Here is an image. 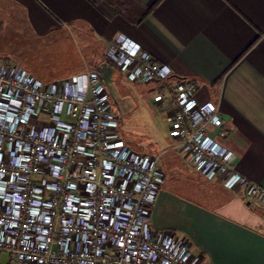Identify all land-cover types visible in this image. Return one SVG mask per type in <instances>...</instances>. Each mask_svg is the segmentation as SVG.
<instances>
[{"label": "built area", "instance_id": "obj_1", "mask_svg": "<svg viewBox=\"0 0 264 264\" xmlns=\"http://www.w3.org/2000/svg\"><path fill=\"white\" fill-rule=\"evenodd\" d=\"M105 60L129 82L158 83L153 102L165 107L172 149L264 206V186L238 171L234 152L210 132L228 133L220 101L199 102L194 81L173 80L168 64L124 34ZM103 66L44 81L0 62V255L5 264H209L189 237L153 230L166 174L159 155L121 135Z\"/></svg>", "mask_w": 264, "mask_h": 264}, {"label": "crops", "instance_id": "obj_2", "mask_svg": "<svg viewBox=\"0 0 264 264\" xmlns=\"http://www.w3.org/2000/svg\"><path fill=\"white\" fill-rule=\"evenodd\" d=\"M138 1L143 7L153 6L138 23L109 0H0V13H26L37 36L69 31L76 35L83 58L104 65L102 76L113 105V88L126 92L121 83L129 81L104 54L119 34L140 43L172 68L173 80L194 81L199 102L220 101L228 133L221 137L211 129V134L234 152L238 171L264 186V0ZM77 64L75 74L83 71V60ZM158 88V83H151L143 90L157 93ZM157 106L167 114L164 106ZM114 111L119 115L115 107ZM172 145L173 140L157 152L135 149L159 155L166 174L152 207L153 230L164 229L156 212L167 192V173L185 170L181 161L185 159L189 225L185 236L194 251L209 264H264V206L246 197L240 187L230 189L220 179H206Z\"/></svg>", "mask_w": 264, "mask_h": 264}, {"label": "rangeland", "instance_id": "obj_3", "mask_svg": "<svg viewBox=\"0 0 264 264\" xmlns=\"http://www.w3.org/2000/svg\"><path fill=\"white\" fill-rule=\"evenodd\" d=\"M23 15L0 13V62L20 63L44 81L73 76L78 59L83 60V68L85 64L95 66L83 58L82 44L71 31L59 36H37L31 26L22 22ZM121 86L126 92L115 90L116 86L113 88L114 107L120 117L119 131L127 144L134 150L146 152L169 147L172 141L170 122L164 110L153 102L156 92L144 91L148 84L143 83L137 86L122 82ZM181 161L185 170L167 173V192L163 194L156 218L163 224L161 231L167 228L178 236H185L189 226L188 161ZM160 166L164 168L161 162ZM0 259L3 264L7 263V253L0 255Z\"/></svg>", "mask_w": 264, "mask_h": 264}, {"label": "trees", "instance_id": "obj_4", "mask_svg": "<svg viewBox=\"0 0 264 264\" xmlns=\"http://www.w3.org/2000/svg\"><path fill=\"white\" fill-rule=\"evenodd\" d=\"M93 3H96L97 0H91ZM112 3L117 4L123 11V15L127 17L132 22H140L142 21L149 12L153 9L151 7H143L138 0H109ZM22 22L29 25L28 17L26 13H24L23 17H21ZM30 26V25H29Z\"/></svg>", "mask_w": 264, "mask_h": 264}, {"label": "snow or ice", "instance_id": "obj_5", "mask_svg": "<svg viewBox=\"0 0 264 264\" xmlns=\"http://www.w3.org/2000/svg\"><path fill=\"white\" fill-rule=\"evenodd\" d=\"M12 103H16V101L15 100H13L12 101ZM7 107V105H4V104H0V109H4V108H6ZM189 107H191V105H189ZM209 108L211 107V105H209L208 106ZM26 119V118H25ZM109 167H111V166H109ZM0 176H3V172L2 171H0ZM70 187H75V185H70ZM89 190H91L90 188H89Z\"/></svg>", "mask_w": 264, "mask_h": 264}]
</instances>
